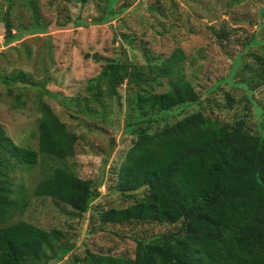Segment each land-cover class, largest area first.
<instances>
[{"label": "rangeland", "instance_id": "374dc122", "mask_svg": "<svg viewBox=\"0 0 264 264\" xmlns=\"http://www.w3.org/2000/svg\"><path fill=\"white\" fill-rule=\"evenodd\" d=\"M35 1L38 20L27 0H0V125L18 145L39 151L45 103L77 134V141L74 155L51 158L40 152L34 165L14 158L8 161L10 155H3L0 147V172L8 175L0 176L2 186L13 189L14 201L25 203L12 221L24 219L47 230L59 229L65 235L60 244L73 246L62 259L54 258V250L49 249L50 258L26 264H73L74 256L83 257L88 249L134 257L139 237L177 233L182 238V221H101L102 212L129 207L145 189L131 197L116 189L118 171L136 139L128 83L119 85L115 96H97L88 86L112 61L134 64L133 70L144 66L148 75L176 50H182L184 71L201 100L170 110L166 119L161 115V124L203 110L227 125L245 118L250 131L264 136V0ZM35 25L39 30L29 32ZM212 27L227 31L228 38L221 41ZM252 38L258 42L251 43ZM241 53L243 57L238 56ZM248 79L254 90L234 83ZM150 83L156 92L165 91L169 78ZM228 93L236 97L233 108L228 106ZM106 159L100 194L86 215L34 193L46 173L56 167L69 168L95 184ZM9 162L14 166L7 168Z\"/></svg>", "mask_w": 264, "mask_h": 264}, {"label": "trees", "instance_id": "16d2710c", "mask_svg": "<svg viewBox=\"0 0 264 264\" xmlns=\"http://www.w3.org/2000/svg\"><path fill=\"white\" fill-rule=\"evenodd\" d=\"M27 1L38 20L36 1ZM38 28L35 25L29 32ZM212 29L221 41L228 38L224 29ZM250 42L258 41L252 38ZM185 56L182 50H176L148 75L144 66L135 65L133 70L134 64L112 61L88 86L97 96H115L119 85L128 83L136 114L131 123L136 139L120 166L116 189L129 197L145 189L129 207L102 212L101 221H182V238L177 233L139 237L134 257L88 249L83 257L74 256L73 264H264V136L250 131L245 118L227 125L203 110L172 123L160 122V116L165 114L166 119L170 110L201 100L184 71ZM238 56L243 57V53ZM21 74L24 76V72ZM162 77L169 78L168 89L156 92L150 81ZM234 83L250 90L255 87L250 79ZM227 100L230 108L237 102L229 93ZM76 141L77 134L45 103L39 151L18 145L0 125V147L3 155H10L8 161L14 158L34 165L40 152L51 158L70 157ZM12 166L9 162L6 167ZM0 176L8 175L0 172ZM2 185L0 181V264L41 261L50 258L49 249L54 250V258L62 259L72 250L73 246L60 244L65 235L59 229L47 230L24 219L12 221L25 203L14 201L13 189ZM34 193L64 202L86 215L100 190L94 188L93 181L82 179L69 168L56 167L46 173Z\"/></svg>", "mask_w": 264, "mask_h": 264}, {"label": "water", "instance_id": "95a60500", "mask_svg": "<svg viewBox=\"0 0 264 264\" xmlns=\"http://www.w3.org/2000/svg\"><path fill=\"white\" fill-rule=\"evenodd\" d=\"M7 18H8V12L5 15V21L7 20ZM5 27H6L7 34H10L12 32V30H11L9 24L5 23ZM112 143H113V140L110 143L111 146H110V151L108 153V157H110L112 155V151H113ZM106 167H107V159L104 161V163L102 164V166L100 168V177L96 181V183L94 184V188L95 189L98 188L99 185L101 184V182L104 180Z\"/></svg>", "mask_w": 264, "mask_h": 264}]
</instances>
